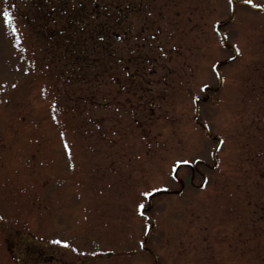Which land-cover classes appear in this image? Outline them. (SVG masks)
I'll return each instance as SVG.
<instances>
[{
    "label": "rangeland",
    "instance_id": "1",
    "mask_svg": "<svg viewBox=\"0 0 264 264\" xmlns=\"http://www.w3.org/2000/svg\"><path fill=\"white\" fill-rule=\"evenodd\" d=\"M106 1L0 0V264H264V10L111 0L77 69Z\"/></svg>",
    "mask_w": 264,
    "mask_h": 264
},
{
    "label": "trees",
    "instance_id": "2",
    "mask_svg": "<svg viewBox=\"0 0 264 264\" xmlns=\"http://www.w3.org/2000/svg\"><path fill=\"white\" fill-rule=\"evenodd\" d=\"M69 0H67L68 2ZM109 5H113L111 0L106 1L105 5L103 6V8L98 10V15L96 16V24L99 27L98 28V33H97V37H99V40L96 41L93 37V41L90 43L91 44V48H89V43L87 45H81V43L78 41H71L70 38V32H69V27H72L73 24L76 22L75 19L71 18V20L69 21V26L65 27V25L63 26L62 30H63V37L62 38H68L66 44L60 48L61 51H65V58H64V53H63V57L64 59L68 60L71 64L73 63V65H75V67L77 69H79L80 65H78V62H81L77 57L79 56V53L81 52L82 54H89V55H95L98 56L99 53H104L105 56L107 57V65L111 63V61H115L112 59V55L113 52L115 50V46L113 45V41L111 40V36L113 34V29H110L111 26L114 25V27L116 29H118L116 26H121V23L124 22V18H123V13L124 9L118 8L117 11H115L114 9H110L108 6ZM127 7V6H124ZM123 14V15H122ZM70 17V16H69ZM125 17V16H124ZM70 19V18H68ZM116 25V26H115ZM123 28V27H122ZM79 33V32H78ZM84 40L82 39V42ZM54 46L58 47L60 45L54 43ZM109 56H111V58H109ZM99 57V56H98ZM61 58V57H60ZM95 58V57H94ZM96 59V58H95ZM110 59V60H109ZM120 59V58H118ZM117 59V60H118ZM59 60V57H58ZM92 61V60H91ZM105 62L106 60H104L103 62V67H105ZM88 66L85 63H83L82 67Z\"/></svg>",
    "mask_w": 264,
    "mask_h": 264
},
{
    "label": "snow or ice",
    "instance_id": "3",
    "mask_svg": "<svg viewBox=\"0 0 264 264\" xmlns=\"http://www.w3.org/2000/svg\"><path fill=\"white\" fill-rule=\"evenodd\" d=\"M234 0H228V4L229 6L233 5ZM244 3L247 5H253V7L255 9H259V10H264V3H255L254 4V0H244ZM0 17H2V21H3V25L5 27H10L13 33H17L18 29L15 26V17L12 14L11 8L10 6H8L6 3L0 7ZM219 23V22H217ZM225 36H227V33L224 34ZM17 41H19V37H17ZM226 42V41H224ZM236 52L240 51L239 47L235 48ZM211 67L215 70L217 69V64H212ZM217 76H221V73L219 71H216L215 73ZM200 87L203 88H207L208 85L207 84H201ZM195 99H199V97H195ZM55 105V102H54ZM53 105V106H54ZM55 114H53V119H55ZM61 135H63V133H61ZM221 143H223V141H221ZM64 147L65 149H69V145L67 143V141H65L64 143ZM71 155L70 149H69V156ZM193 163V161L191 160H184V159H177L175 160L171 165H170V172L169 175L175 179L178 177L179 175V166L182 164H190ZM167 188V183H161L160 187H155V186H149L147 187L144 191H142L140 193V196L142 198H147V199H151L154 195H156L157 193L161 192L162 190ZM144 210H145V203H144V199H141V201L136 205V211L139 212V214L141 216L144 215ZM56 243L68 246L69 245V241L68 240H57L55 241Z\"/></svg>",
    "mask_w": 264,
    "mask_h": 264
}]
</instances>
